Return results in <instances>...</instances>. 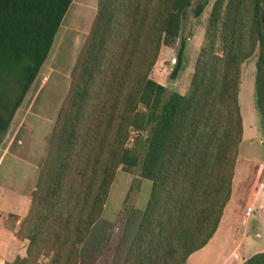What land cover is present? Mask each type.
<instances>
[{
	"label": "trees",
	"instance_id": "1",
	"mask_svg": "<svg viewBox=\"0 0 264 264\" xmlns=\"http://www.w3.org/2000/svg\"><path fill=\"white\" fill-rule=\"evenodd\" d=\"M71 2L0 0V73L17 74L14 96L0 93V132L47 72ZM261 2L214 0L189 90L165 96L151 71L162 47L175 44L191 0H97L55 119L27 114V158L1 159L0 186L30 196L17 228V213L5 223L26 240L25 251L3 264L82 263L120 169L150 187L116 264H185L210 240L231 196L243 133L241 64L263 39ZM241 264H264V250Z\"/></svg>",
	"mask_w": 264,
	"mask_h": 264
},
{
	"label": "rangeland",
	"instance_id": "2",
	"mask_svg": "<svg viewBox=\"0 0 264 264\" xmlns=\"http://www.w3.org/2000/svg\"><path fill=\"white\" fill-rule=\"evenodd\" d=\"M213 2L214 0H191L175 44L162 47L151 76L166 86L165 96L173 90L181 93L189 90L191 73L207 31L208 15ZM261 4L263 39L253 56L241 64L238 96L243 133L238 145L231 196L224 209V214L226 210V215L230 217L229 227L237 229V233L242 234V231L247 230V234L252 238L253 231L260 232V236L253 238L255 241L252 246L253 251L245 253L244 257H248L255 250L264 249V201L261 200V194L258 196L261 190L259 185L264 183V95L260 93L257 78L260 74L264 85V0ZM96 6L97 0H72L62 19L61 34L56 38L55 46L49 56L46 66L48 70L36 76L15 111L9 126L10 134L8 135L6 131L0 132V144L6 138L9 139L20 122L19 137L21 136L25 144L31 142V123L27 114L39 117L44 115L43 118L48 120L55 119L59 106L67 94L70 70L87 36ZM201 6V11L196 13ZM181 40L185 42L183 62L172 77L171 73L176 65V53ZM258 61L262 65L261 71L257 67ZM47 74H49L48 79ZM16 76L15 72L0 73V93L4 96L6 94L14 96L17 91ZM40 83L41 86L37 90ZM144 134H146L145 131ZM149 187L150 180L140 178L136 172L119 170L111 185L104 212L83 245L84 261L80 264H116L118 262L140 218ZM2 192L0 190V197L3 196ZM248 205H252L254 209L250 216L245 217V208ZM0 222H2L1 214ZM4 223H8L7 214L4 215ZM221 228L222 226L218 234H221ZM242 247L243 243L240 245L241 249ZM194 258V255L190 256L186 264H194Z\"/></svg>",
	"mask_w": 264,
	"mask_h": 264
},
{
	"label": "crops",
	"instance_id": "3",
	"mask_svg": "<svg viewBox=\"0 0 264 264\" xmlns=\"http://www.w3.org/2000/svg\"><path fill=\"white\" fill-rule=\"evenodd\" d=\"M48 78L49 74H47V79ZM40 86L41 83L39 84L37 90H39ZM42 116L44 117V115ZM20 125L16 126L8 140L6 138V140L2 141V144H0V162L5 153H9L20 160H25L27 158L30 149V141L28 144H25L21 136L19 137ZM9 130L10 128L5 130L7 134H10ZM259 186H261V190H259L258 196L261 194V200L263 202L264 183ZM0 190L3 191V196L1 195L0 197V214L2 216V222H0V264H3L5 260L11 259L17 253H24L26 245V240L19 239L14 233V230L8 228L5 225L4 215L8 214L9 212L19 214V217L14 224L17 226L20 218L25 214L29 207L30 198L27 194H21L2 186H0ZM251 195L255 196L254 193H251ZM260 206L262 207V204H260ZM226 214L227 213L225 210V214L223 212L220 223L210 240L203 247L189 255V257L192 255L195 256L193 259L194 264H241L246 258L244 257L245 253L253 251L252 246L254 244L253 242H255L253 241V238L256 239L257 236H260V232L253 231L254 235L252 238L247 234V230L242 231V234L237 233V229H234L232 226L229 227L230 217H228ZM221 226V234H218ZM241 243H243L242 249L240 248ZM22 250L23 252H21ZM254 252H256V250Z\"/></svg>",
	"mask_w": 264,
	"mask_h": 264
},
{
	"label": "built area",
	"instance_id": "4",
	"mask_svg": "<svg viewBox=\"0 0 264 264\" xmlns=\"http://www.w3.org/2000/svg\"><path fill=\"white\" fill-rule=\"evenodd\" d=\"M45 77V76H44ZM253 206L252 205H248L246 208H245V217L246 216H249L252 212H253ZM244 220V219H243ZM245 222V220H244Z\"/></svg>",
	"mask_w": 264,
	"mask_h": 264
}]
</instances>
